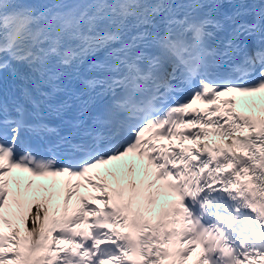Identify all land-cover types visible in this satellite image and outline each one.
Wrapping results in <instances>:
<instances>
[{"label":"snow or ice","instance_id":"6c2138e0","mask_svg":"<svg viewBox=\"0 0 264 264\" xmlns=\"http://www.w3.org/2000/svg\"><path fill=\"white\" fill-rule=\"evenodd\" d=\"M5 74L23 102H0V264H264V114L235 99L264 92V0H0ZM45 110L72 129L64 161L41 154ZM129 153L139 183L89 175ZM13 169L67 177L62 201Z\"/></svg>","mask_w":264,"mask_h":264},{"label":"bare ground","instance_id":"6f19581e","mask_svg":"<svg viewBox=\"0 0 264 264\" xmlns=\"http://www.w3.org/2000/svg\"><path fill=\"white\" fill-rule=\"evenodd\" d=\"M245 106H246L245 108L249 112H256V110H257V105H255V104L254 105L253 104H247ZM138 164H140V163H137V162H134V161H130V162L118 167V168H115L114 170H112L111 173H114L117 178H120L121 180H123L124 179V174L126 173L127 169L136 167V165H138ZM104 177H108L109 178L112 186H114L116 184V182L114 180H112V177L110 175H106ZM132 178L134 180L142 179V174L140 173V169L138 167H136V171L133 174ZM19 182H20V185H21V190H22V188L25 189L24 183L22 181H19ZM13 186H14V184H13ZM163 201H164V198H160L158 203H157V206H159V203H162ZM33 210H34V205H33ZM189 264H192V262L189 261Z\"/></svg>","mask_w":264,"mask_h":264}]
</instances>
